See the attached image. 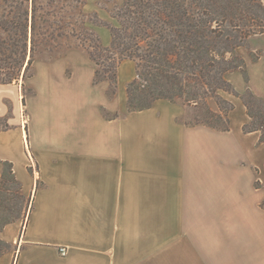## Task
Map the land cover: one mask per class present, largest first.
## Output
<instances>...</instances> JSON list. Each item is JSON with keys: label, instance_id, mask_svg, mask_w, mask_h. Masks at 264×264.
Segmentation results:
<instances>
[{"label": "crops", "instance_id": "crops-1", "mask_svg": "<svg viewBox=\"0 0 264 264\" xmlns=\"http://www.w3.org/2000/svg\"><path fill=\"white\" fill-rule=\"evenodd\" d=\"M249 42L263 50L257 61L244 53L249 82L239 70L226 77L264 98V33ZM88 72L83 83L39 86L27 124L19 86L0 83V122L9 124L0 183L10 161L32 196L26 219L0 231L12 245L0 264H264V190L255 186L264 183V142L244 132L242 99L223 93L234 103L228 131L187 126L182 103L130 112L120 75L110 98ZM102 107L124 115L106 118Z\"/></svg>", "mask_w": 264, "mask_h": 264}, {"label": "trees", "instance_id": "trees-1", "mask_svg": "<svg viewBox=\"0 0 264 264\" xmlns=\"http://www.w3.org/2000/svg\"><path fill=\"white\" fill-rule=\"evenodd\" d=\"M49 8L37 0H0V83L27 78L40 46L53 54L62 49L64 38L75 37L96 65L94 84L109 81L112 94L117 91L120 65L135 62L136 76L127 85L130 112L148 109L163 99L181 102L203 110L197 112L195 122H185L187 126L228 131V112L234 108L222 95L228 92L247 107L251 121L243 126L244 132L259 131L264 142V113L253 109L251 99L263 104L264 100L250 88L239 92L226 77L241 70L249 82L238 49L251 35L264 32V0H121L112 10L111 21H102L96 14L90 19L110 31L109 45L85 28L84 21L77 30L64 22L57 6ZM211 100L219 109L211 106ZM2 163L0 205L5 178L10 176L20 187L13 164ZM255 186L264 184L258 178ZM260 206L264 208V200ZM19 217L0 212V231ZM10 246L0 237V258Z\"/></svg>", "mask_w": 264, "mask_h": 264}, {"label": "rangeland", "instance_id": "rangeland-1", "mask_svg": "<svg viewBox=\"0 0 264 264\" xmlns=\"http://www.w3.org/2000/svg\"><path fill=\"white\" fill-rule=\"evenodd\" d=\"M120 3L121 0H37V4L44 6L46 9H50L49 8L50 6L53 7L57 6L60 11L59 15L62 16L64 22H69V25L77 30H80L79 29L80 23L84 21L83 22L85 23L83 24L84 27L88 28L89 30L92 29L96 34H98L105 45L110 44L111 41L110 31L103 25L102 26L93 25L90 22V19L93 18V16H95L96 14L99 17V19H101L102 21H111L112 10L115 6L119 5ZM28 4L29 6L30 5L32 6V2H29ZM69 30L71 29L69 28ZM238 51L244 59H245L244 53H247L248 57L253 61H257L263 54V50L260 48L252 50V48L250 47L249 39L246 41V44L244 46L238 49ZM29 57L30 55H28V58ZM131 61L132 60L124 61L118 69V87L116 94H112V87L109 81H105V84L107 86L106 94L110 98H116V96L118 95L120 88L119 75L121 76L122 79V86L125 90L124 93L127 95V85L136 76V64L134 61H132L134 63H132ZM95 68H96L95 63L89 58L88 54L80 47V40L75 37L64 38L62 40V49L56 50L53 54H51L48 50H45L43 48V45L40 46V48H38V51L35 53L34 64L32 68L28 71V77L25 79L23 78L20 79L19 82H13L16 85H18L20 88L21 102L18 108V114H19L18 116L20 117L21 120H23L22 124L23 123L27 124L28 109L26 106L28 104V101H30L33 96H36L38 94L39 86L41 87L44 85H52V84L61 85L64 84L66 79H71V78H78V81L83 83L85 75L89 73L88 72L89 70H94V72H92L93 76L91 78L92 83H94ZM246 69H247V62H246ZM249 80H250V76H249ZM223 93H228V92H222V95ZM224 98L230 101L225 96ZM119 99H120V95H119ZM261 99L264 100V98ZM251 100H252L251 105L253 109L260 110L262 113H264V104L255 102V100L253 99ZM177 103H181V102H177ZM210 104L214 109H219L218 105L215 103L214 100H211ZM184 106H186V113L179 118L180 122H182L183 124H185V122L187 123L195 122V116L197 112H199V110L203 112V110L200 109L199 107L197 108L195 106H189V105H184ZM101 112L104 117L110 119L124 115V112L108 109L106 107H102ZM256 119H258V117H256ZM7 120L8 119L6 118L2 120V122H0V129H6L7 127H9ZM250 121H251V117L249 122ZM1 194H2V199H1L2 203L0 205V212L6 215L7 217L13 215V216H20L18 219L20 218L26 219L28 215V211L30 209L32 196L28 197L25 195L24 196L21 195L19 185L13 182L10 176L5 178V184L3 186V190ZM11 248L12 245L10 246V249Z\"/></svg>", "mask_w": 264, "mask_h": 264}, {"label": "built area", "instance_id": "built-area-1", "mask_svg": "<svg viewBox=\"0 0 264 264\" xmlns=\"http://www.w3.org/2000/svg\"><path fill=\"white\" fill-rule=\"evenodd\" d=\"M67 252H68V249H67L66 247H61V248H60V253H61L62 255H66Z\"/></svg>", "mask_w": 264, "mask_h": 264}]
</instances>
